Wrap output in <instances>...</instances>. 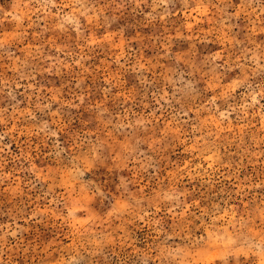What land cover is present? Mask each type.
Here are the masks:
<instances>
[{"label": "rangeland", "instance_id": "rangeland-1", "mask_svg": "<svg viewBox=\"0 0 264 264\" xmlns=\"http://www.w3.org/2000/svg\"><path fill=\"white\" fill-rule=\"evenodd\" d=\"M0 264H264V0H0Z\"/></svg>", "mask_w": 264, "mask_h": 264}]
</instances>
